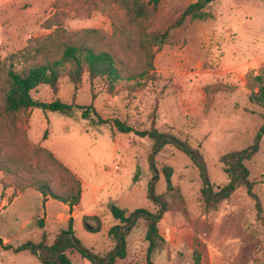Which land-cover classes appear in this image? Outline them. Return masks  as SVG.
I'll return each instance as SVG.
<instances>
[{"label": "rangeland", "instance_id": "1", "mask_svg": "<svg viewBox=\"0 0 264 264\" xmlns=\"http://www.w3.org/2000/svg\"><path fill=\"white\" fill-rule=\"evenodd\" d=\"M194 1L161 0L154 16L141 20L127 0H0V264H43L16 249L43 235L50 245L67 227L68 207L50 197L44 207L42 187L69 201L79 193L74 236L104 255L114 246L107 232L116 223L108 204L155 213L148 199L152 182L167 206L158 224L164 244L152 253V264H194L195 254L199 264H264V224L244 187L207 207L199 173L184 153L168 145L152 156L150 139L122 134L112 124L155 128L186 141L202 156L213 191L229 180L220 158L254 145L264 110L249 95L253 77L264 78V0H217L203 10L206 19L153 43L152 34ZM65 44L109 53L122 80L108 93L86 73L77 86L62 76L56 93L45 85L31 92L38 102L71 105L70 117L37 108L7 113L8 71L57 59V47ZM244 166L264 217V136ZM145 231L138 219L126 238V257L115 264H149ZM66 255L71 264H90L77 252Z\"/></svg>", "mask_w": 264, "mask_h": 264}, {"label": "trees", "instance_id": "2", "mask_svg": "<svg viewBox=\"0 0 264 264\" xmlns=\"http://www.w3.org/2000/svg\"><path fill=\"white\" fill-rule=\"evenodd\" d=\"M215 1L217 0H195L177 17L170 20L159 32L153 33L152 42L156 43L157 39L165 41L171 31L185 27L188 21L206 19L208 15L203 10ZM160 2L161 0H149L147 3L139 0H127L129 10L137 19L141 20L151 19L157 12ZM57 48L60 51L57 59L47 61L44 64L33 65L18 73L8 71V87L3 97L4 108L7 113L14 114L37 108L70 117L73 112L71 105L63 103L59 99L49 103L38 102L32 98L31 92L38 86L45 85L53 93H56L58 82L62 76H66L73 85L77 86L80 84L83 74L86 73L91 84L96 80L103 82L108 93H111L115 89L116 84L122 80L114 58L107 52H94L89 48L74 44H65ZM127 79H130V77ZM249 101L264 110V78L262 75L253 77ZM88 115V111H86L82 114V118L86 119ZM99 120L101 121V119ZM112 124L122 134L134 133L140 138L150 139L153 142L152 156L168 145L184 153L192 161L193 166L199 173L202 181L201 195L207 207L214 208L221 201L227 200L238 187H244L247 195L254 201L256 218L264 224L261 203L257 195L253 193L254 183L248 179L249 171L244 166V161L250 160L259 150V141L264 136V116L253 146L246 150L225 154L220 158L223 171L229 180L218 191H213L212 189L202 156L192 149L186 141L179 139L175 135L173 136L171 132H161L155 128L138 131L119 120H114ZM151 168L154 174L157 175L152 157ZM163 174L166 191L170 192L173 189L170 179L171 169L169 167L164 168ZM155 180L156 176H153L152 181ZM45 189L44 187L40 189V193L44 198L43 202L47 197L59 201L68 206L69 214L72 212L73 207L77 205L79 193L73 197V201H69ZM148 199L158 207L157 212L153 213L147 209H136L129 212L113 203L108 204L107 209L116 223L107 232L114 246L104 255H96L81 246L74 236L73 219L71 217L67 220V227L59 231L50 245L45 244V236L43 235L39 243L32 244L27 242L18 247L15 252L29 251L31 255L36 256L43 264H71L66 255L67 251L79 253L90 264H115L117 260H123L126 257V238L136 226L138 219H143L146 224L144 235V239L147 242L146 260L149 264H152V253L157 247H161L164 244V239L159 233L158 224L167 211V206L164 196L155 193L153 182L148 189ZM85 227L88 230H93V233L99 231V227L93 229L86 224ZM1 244L2 240L0 239ZM199 261L200 254H195L194 264H199Z\"/></svg>", "mask_w": 264, "mask_h": 264}, {"label": "crops", "instance_id": "3", "mask_svg": "<svg viewBox=\"0 0 264 264\" xmlns=\"http://www.w3.org/2000/svg\"><path fill=\"white\" fill-rule=\"evenodd\" d=\"M42 196V195H41ZM49 197L45 198L46 200L43 202L44 198L42 197V202H43V206L45 207V203L47 202ZM63 204V203H62ZM65 205V204H64ZM67 206V205H66ZM68 207V206H67ZM74 209H75V206L73 207V210L72 212L69 214V217H71L73 219V212H74ZM68 213H69V210H68ZM68 217V218H69Z\"/></svg>", "mask_w": 264, "mask_h": 264}]
</instances>
